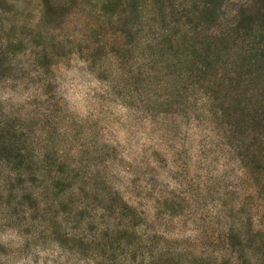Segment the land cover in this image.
<instances>
[{
	"label": "rangeland",
	"instance_id": "1",
	"mask_svg": "<svg viewBox=\"0 0 264 264\" xmlns=\"http://www.w3.org/2000/svg\"><path fill=\"white\" fill-rule=\"evenodd\" d=\"M263 5L0 0V264H264Z\"/></svg>",
	"mask_w": 264,
	"mask_h": 264
},
{
	"label": "trees",
	"instance_id": "2",
	"mask_svg": "<svg viewBox=\"0 0 264 264\" xmlns=\"http://www.w3.org/2000/svg\"><path fill=\"white\" fill-rule=\"evenodd\" d=\"M256 19L260 24L264 23V5L262 9L257 10ZM249 21L246 19V15L242 14L238 25L233 29L232 34L240 35L244 38H248L251 42L248 49L245 52L244 59H249L252 61V64L255 65L257 62L259 66L264 69V30H256L252 29L248 23ZM226 38L225 35L219 37V41L224 40ZM222 45V44H221ZM207 53L212 56V60L218 62L220 65L223 64L221 58L223 56V49L215 45H210L208 48L206 47ZM259 120H262L264 115L260 114L256 115Z\"/></svg>",
	"mask_w": 264,
	"mask_h": 264
},
{
	"label": "clouds",
	"instance_id": "3",
	"mask_svg": "<svg viewBox=\"0 0 264 264\" xmlns=\"http://www.w3.org/2000/svg\"><path fill=\"white\" fill-rule=\"evenodd\" d=\"M64 100H65L66 105H67L68 109L70 110L71 114L75 118H79V112H78L79 102L76 101L74 97L72 99H69L68 95H65ZM9 239L15 241L17 239V237H15V236L0 237V241L6 242ZM14 247H19V245H14ZM38 255H39V260L37 261V264H45V259H44L45 257H48V264H52V261L54 259H56L57 256H59V254L52 255L51 252H38ZM60 264H63V257H60Z\"/></svg>",
	"mask_w": 264,
	"mask_h": 264
}]
</instances>
